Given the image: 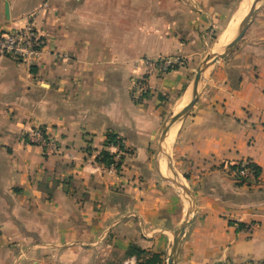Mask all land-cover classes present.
<instances>
[{
  "label": "crops",
  "instance_id": "0c3cea01",
  "mask_svg": "<svg viewBox=\"0 0 264 264\" xmlns=\"http://www.w3.org/2000/svg\"><path fill=\"white\" fill-rule=\"evenodd\" d=\"M243 1L0 0V32L29 22L46 40L31 65L0 60V264H121L131 246L163 259L187 198L155 153L189 103L162 146L195 198L178 264H264V5L189 90ZM156 57L181 65L139 97V60ZM36 129L53 154L28 142ZM108 134L118 168L96 161ZM241 162L257 180L236 181Z\"/></svg>",
  "mask_w": 264,
  "mask_h": 264
},
{
  "label": "built area",
  "instance_id": "2783aa9c",
  "mask_svg": "<svg viewBox=\"0 0 264 264\" xmlns=\"http://www.w3.org/2000/svg\"><path fill=\"white\" fill-rule=\"evenodd\" d=\"M46 46L44 35L36 30L32 23H26L22 28L13 32H0V60L10 58L25 65H31L42 54ZM141 65V76L135 84V94L139 97L149 92L147 77L160 76L173 71L181 65L179 58H144L139 62ZM28 142L40 147L44 155L49 156L54 153L55 145L49 136L41 129H36L28 135ZM119 144L109 145V154L114 155L117 162L123 154ZM249 163L241 162L240 169L233 171L232 175L239 183H249L254 181L253 172ZM121 264H138L135 257L125 259Z\"/></svg>",
  "mask_w": 264,
  "mask_h": 264
},
{
  "label": "water",
  "instance_id": "95a60500",
  "mask_svg": "<svg viewBox=\"0 0 264 264\" xmlns=\"http://www.w3.org/2000/svg\"><path fill=\"white\" fill-rule=\"evenodd\" d=\"M262 1L263 0H254L253 1L252 5L249 9V12L246 14V16L242 20V24H241L237 34L233 38L228 40V44H231L234 47L239 43V41L242 39V37L244 36V34L247 31V29L249 28V26L254 21L256 14L258 12L257 6ZM7 14H8V8L6 6L5 7V15L7 16ZM219 45H220V40H218L216 42L213 50H211L206 55L200 70L197 71V74L195 75V77L192 81V84H191V91L190 92L192 95H194L197 92V89L203 84V80L205 79L210 66L217 60V58L220 57V56L216 57V55L214 54V50L216 48H218ZM189 106H190V103L183 108V110L178 114L177 117H175L174 115H171L168 124L163 129V131H162V133L158 139V153L164 155V157L166 159V163H167V168L173 175V179H167V180L169 182H171L175 187L180 189L185 194V196L187 198V202L190 205V207L188 208V210L186 212V217H185L184 222L174 233V240H173V244L171 246L172 255H171L170 262L168 264H178L182 240L184 238V235H185L187 228L191 224V217L194 213L195 198H194V195L192 194V192L184 184H182L181 180L178 178V176L174 172L172 165H171V160H170L168 154L163 153L162 146H163L164 142L166 141L170 131L174 127L177 128V126L180 124V122L183 119L185 113L187 112Z\"/></svg>",
  "mask_w": 264,
  "mask_h": 264
},
{
  "label": "trees",
  "instance_id": "16d2710c",
  "mask_svg": "<svg viewBox=\"0 0 264 264\" xmlns=\"http://www.w3.org/2000/svg\"><path fill=\"white\" fill-rule=\"evenodd\" d=\"M119 142L121 143V140L113 134H108L106 136V143H105L106 146L115 145V144H118ZM119 148L121 150H124L122 143L119 144ZM96 161L107 167H110V166H114L115 168L119 167V161L116 162L114 160V155H111L108 152H101L96 158ZM248 167H250L253 172L254 181L257 180L260 175V169L251 163H249ZM239 169H240L239 165L229 166V170L231 171H237ZM240 184H243V183L241 182ZM126 256L135 257L137 260H140L138 264H162L161 257L159 255L146 254L145 252L133 246H131L128 249Z\"/></svg>",
  "mask_w": 264,
  "mask_h": 264
},
{
  "label": "rangeland",
  "instance_id": "374dc122",
  "mask_svg": "<svg viewBox=\"0 0 264 264\" xmlns=\"http://www.w3.org/2000/svg\"><path fill=\"white\" fill-rule=\"evenodd\" d=\"M253 1L254 0H250L249 2H248V4H247V6L243 9V6H242V4H241V6H240V9H239V12H238V14L236 15V17L240 14V12L242 13V19L239 21V23H238V26H237V30L236 31H238L239 30V28H240V26H241V24H242V20H243V18H244V16L249 12V9H250V7H251V5H252V3H253ZM264 5V0L261 2V3H259L258 4V6H257V8H258V11L262 8V6ZM242 9H243V11H242ZM236 17H235V19H236ZM234 19V20H235ZM233 20V21H234ZM232 21V22H233ZM231 24V23H230ZM229 24V25H230ZM228 25V26H229ZM225 28H223L221 31H218L217 33H216V35L214 36V37H212L210 40H209V44H208V50L206 51L207 53H209L211 50H213V48H214V46H215V44H216V42L221 38V35L223 34V32L227 29H225ZM224 30V31H223ZM223 31V32H222ZM237 34V33H236ZM235 36V35H234ZM231 48H233V46L231 45V44H226V45H224V42H221L220 43V45L218 46V48H216L215 50H214V54L216 55V57H219V56H221L223 53H225V52H227L228 50H230ZM144 59V58H143ZM143 59H141V60H143ZM141 60H139V62L141 61ZM191 84H192V82H191ZM134 86H135V84H134ZM190 91H191V85H190V89H189ZM198 90V89H197ZM141 97H143V96H141ZM182 110H183V108H182ZM181 110V111H182ZM180 111V112H181ZM179 114V113H178ZM178 115H176L175 117H177ZM173 129H176L175 127L173 128ZM172 129V130H173ZM170 136H172V135H170ZM171 138V137H170ZM173 139H174V137H173ZM168 143V142H167ZM173 143V142H172ZM170 147V146H169ZM171 148V147H170ZM169 149V148H168ZM172 149V148H171ZM171 149H170V152H169V154H168V156H169V158H170V160H171V156H172V152H171ZM155 156L157 157V158H159V153H158V150L156 151V153H155ZM166 160V159H165ZM166 162V161H165ZM165 167H166V170L168 171V168H167V163H165ZM165 177H167V178H169V179H173V175H172V173L170 172L169 173V171H168V173L167 174H163ZM183 193V192H182ZM190 207V205L188 204V202H186V212H187V210H188V208ZM171 255H172V248H170V250H169V252L167 253V255L162 259L161 258V262H162V264H168L169 262H170V259H171Z\"/></svg>",
  "mask_w": 264,
  "mask_h": 264
},
{
  "label": "bare ground",
  "instance_id": "6f19581e",
  "mask_svg": "<svg viewBox=\"0 0 264 264\" xmlns=\"http://www.w3.org/2000/svg\"><path fill=\"white\" fill-rule=\"evenodd\" d=\"M249 1L250 0H244L243 1V4H242L243 9L247 6ZM243 9H242V11H243ZM241 19H242V13L240 12V14L236 17V19L227 27V29L221 35V38L219 39L220 43L224 42V45H226V44H228V40L233 38L234 35H236V33L238 32V31H236L237 26H238V23Z\"/></svg>",
  "mask_w": 264,
  "mask_h": 264
}]
</instances>
